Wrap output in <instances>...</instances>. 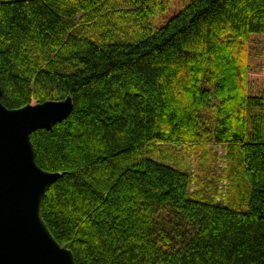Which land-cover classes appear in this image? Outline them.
I'll return each mask as SVG.
<instances>
[{
  "label": "trees",
  "instance_id": "1",
  "mask_svg": "<svg viewBox=\"0 0 264 264\" xmlns=\"http://www.w3.org/2000/svg\"><path fill=\"white\" fill-rule=\"evenodd\" d=\"M171 7L0 0L2 104L73 101L31 141L77 264H264V0Z\"/></svg>",
  "mask_w": 264,
  "mask_h": 264
},
{
  "label": "water",
  "instance_id": "2",
  "mask_svg": "<svg viewBox=\"0 0 264 264\" xmlns=\"http://www.w3.org/2000/svg\"><path fill=\"white\" fill-rule=\"evenodd\" d=\"M0 87V264H77L72 251L50 232L43 201L60 179L41 169L33 133L66 120L73 101H47L10 110Z\"/></svg>",
  "mask_w": 264,
  "mask_h": 264
},
{
  "label": "rangeland",
  "instance_id": "3",
  "mask_svg": "<svg viewBox=\"0 0 264 264\" xmlns=\"http://www.w3.org/2000/svg\"><path fill=\"white\" fill-rule=\"evenodd\" d=\"M188 2H189V0H172V7H171L169 15L173 14L174 12H177L181 7L187 5ZM162 16L167 17L168 15L166 14V15H162ZM162 16L153 21V22H155L154 25L156 27H159L161 25V23H163L165 21V18H162ZM35 104H36V102L33 101L32 105H35ZM170 145L171 144H166L163 147L166 148V147H169ZM222 149L225 152L224 147ZM227 165H228V163H227Z\"/></svg>",
  "mask_w": 264,
  "mask_h": 264
},
{
  "label": "built area",
  "instance_id": "4",
  "mask_svg": "<svg viewBox=\"0 0 264 264\" xmlns=\"http://www.w3.org/2000/svg\"><path fill=\"white\" fill-rule=\"evenodd\" d=\"M220 168L222 171H224L226 167H225V165L221 164ZM226 186H227L226 180H222L220 185H219V193H218V197H217L218 202H223L226 200V198H227Z\"/></svg>",
  "mask_w": 264,
  "mask_h": 264
}]
</instances>
